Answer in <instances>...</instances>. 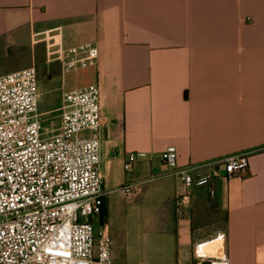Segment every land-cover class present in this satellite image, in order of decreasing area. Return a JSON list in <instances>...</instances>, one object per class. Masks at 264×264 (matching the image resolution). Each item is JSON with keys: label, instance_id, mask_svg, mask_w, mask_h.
Segmentation results:
<instances>
[{"label": "crops", "instance_id": "obj_1", "mask_svg": "<svg viewBox=\"0 0 264 264\" xmlns=\"http://www.w3.org/2000/svg\"><path fill=\"white\" fill-rule=\"evenodd\" d=\"M21 34L35 51L13 66L5 39ZM66 42L99 49L69 90H101L108 194L92 222L108 226L113 264H197L203 243L229 264H264V0H0V76L51 61ZM170 147L181 168L246 154L248 172L216 178L213 195L194 188L181 219L180 180L162 161ZM126 183L130 196L115 191Z\"/></svg>", "mask_w": 264, "mask_h": 264}, {"label": "built area", "instance_id": "obj_2", "mask_svg": "<svg viewBox=\"0 0 264 264\" xmlns=\"http://www.w3.org/2000/svg\"><path fill=\"white\" fill-rule=\"evenodd\" d=\"M62 73L97 64L93 43L61 48ZM39 79L32 66L0 76V264H113L107 225L96 231L107 192L101 173L104 121L101 90L89 84L62 93L57 134L43 132ZM138 154L124 164L131 171ZM162 161L180 180L176 212L191 217L192 192L214 180L245 178L249 158L241 154L199 167L181 168L170 147ZM134 184L115 191L130 196ZM223 237V236H220ZM219 237V238H220ZM205 244L195 248L197 264H229L223 254L210 257Z\"/></svg>", "mask_w": 264, "mask_h": 264}, {"label": "rangeland", "instance_id": "obj_3", "mask_svg": "<svg viewBox=\"0 0 264 264\" xmlns=\"http://www.w3.org/2000/svg\"><path fill=\"white\" fill-rule=\"evenodd\" d=\"M5 43L15 53V59L12 61L13 66H21L34 55L35 46L31 44L30 37H27L26 34L10 35L5 39ZM68 44L70 43L66 42L53 47L51 61L47 58H40L34 65L39 75V112L43 114V132H48L49 135L59 132L60 120L57 108L60 106L62 93L69 91V88L74 87L76 84H82L80 76L84 69L63 74L66 83V87H63L62 68L60 67L58 51L67 47ZM1 61L3 62V52L0 50Z\"/></svg>", "mask_w": 264, "mask_h": 264}, {"label": "trees", "instance_id": "obj_4", "mask_svg": "<svg viewBox=\"0 0 264 264\" xmlns=\"http://www.w3.org/2000/svg\"><path fill=\"white\" fill-rule=\"evenodd\" d=\"M105 214H106V212H105V208H103V209H102V212H101V215H100V218H102V220H104V218H105Z\"/></svg>", "mask_w": 264, "mask_h": 264}]
</instances>
